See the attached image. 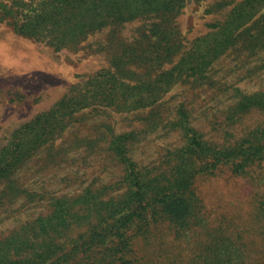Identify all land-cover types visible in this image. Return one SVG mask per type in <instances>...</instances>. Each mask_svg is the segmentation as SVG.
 Listing matches in <instances>:
<instances>
[{"label":"trees","instance_id":"trees-1","mask_svg":"<svg viewBox=\"0 0 264 264\" xmlns=\"http://www.w3.org/2000/svg\"><path fill=\"white\" fill-rule=\"evenodd\" d=\"M189 1L197 0L0 2L17 32L57 51L79 49L109 28L93 48L107 55L109 65L0 144V207L19 198L46 200L44 211L0 232V264H141L134 239L162 220L180 236L199 229L206 235L175 264H264L239 234L234 238L223 226L206 228L195 187L200 176L224 167L254 177L264 162V86L246 91L215 78V63L224 56L234 53L247 62L264 52V0L217 2L208 13L235 3L192 40L179 22ZM134 21L141 24L128 38L124 26ZM185 83L214 87L232 98L208 119L207 128L194 123L190 103L168 104L167 94ZM114 113L126 114L127 129L116 131ZM160 130L176 133L178 143L160 147L147 163L136 159L135 145ZM80 149L100 154L114 177L79 181L76 191L50 196L20 177L38 157L44 167L59 165Z\"/></svg>","mask_w":264,"mask_h":264},{"label":"rangeland","instance_id":"rangeland-1","mask_svg":"<svg viewBox=\"0 0 264 264\" xmlns=\"http://www.w3.org/2000/svg\"><path fill=\"white\" fill-rule=\"evenodd\" d=\"M4 1L7 0H0ZM221 1L224 0L188 2L179 22L189 40L208 32V24L224 18L239 0L218 12H207V8ZM6 11L0 6V144L22 123L52 108L74 85L109 65L104 52L93 51L105 40L109 28L91 35L79 49L57 51L45 42L17 32L13 15ZM139 24L141 21L127 23L123 29L125 36L133 37ZM243 59L234 53L224 56L215 63V78L230 84L236 82L246 91L258 90L264 86V68L260 69L264 52L256 59L247 62ZM215 90L214 87L177 84L167 94L168 104L174 107L180 101L190 103L195 109L194 123L207 128L208 119L220 114L232 99L227 92L216 93ZM112 121L116 131L129 127L126 114L114 113ZM177 138L176 133L160 130L149 140L135 145L134 156L147 163L156 158L160 147L178 143ZM101 160L100 154L87 155L81 149L59 165L52 163L44 167L38 157L22 170L20 177L29 188L47 192L49 196L53 191L72 193L79 188V181L98 179V176L109 181L114 177V169L104 168ZM195 187L201 198L206 228L223 226L234 238L239 234L241 242L252 249L253 257L264 258V162L257 167L254 177L235 175L224 167L214 175L200 176ZM45 203V199L25 202L24 198H19L1 206L6 209H0V232L44 211ZM205 237L201 229L180 236L169 221L162 220L153 225L149 233L135 237V256L141 264H175L190 256L199 240Z\"/></svg>","mask_w":264,"mask_h":264}]
</instances>
